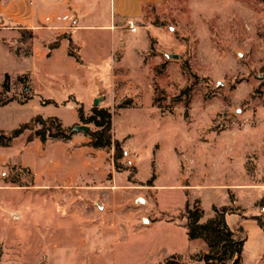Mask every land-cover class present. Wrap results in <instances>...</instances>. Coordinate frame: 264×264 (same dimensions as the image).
<instances>
[{
  "label": "rangeland",
  "instance_id": "1",
  "mask_svg": "<svg viewBox=\"0 0 264 264\" xmlns=\"http://www.w3.org/2000/svg\"><path fill=\"white\" fill-rule=\"evenodd\" d=\"M102 14L105 17L104 8ZM135 26L145 31L127 42L121 69L136 71V96L141 99V107L117 117L123 113L119 106L130 99L113 106L110 101L109 109L116 116L112 133L114 139L122 137L127 143L122 148V159L125 151L131 159H141V152L131 141L145 149L148 157L162 145L160 172L151 158L152 173L147 184L133 181L115 198L93 195L86 202H80L83 198H65L63 202L49 191L36 188L34 157L29 158L32 168L11 166L5 177L0 170V198L5 195L7 200L0 203V264H164L172 256L183 257V264H200L207 245L203 240H189L186 219L182 218L186 204L204 210L202 222L214 216L215 206L227 208L228 224L246 239L241 264H264V231L251 221L252 215L264 216L263 208L255 205L256 210L251 209L253 199H261L260 192L239 195L242 207L247 209L243 210L235 203L230 205L223 189H185L184 202L182 192L176 189L165 188L158 196L150 188L162 172L167 178L160 184L177 183V170L185 173L187 168L183 156L177 167L176 154L182 155V148L209 147L212 133L223 136L234 130L256 131L264 124V0H164L145 7ZM146 29H150L148 35ZM21 34L23 43L36 44L32 32L23 30ZM68 35L57 36L56 40ZM57 45L55 42L51 46ZM86 49L91 53V46ZM72 50L79 52L75 46ZM25 52L29 57L31 47ZM29 66L23 64L20 70L0 50V88L6 83L10 89L0 95V128L7 134L37 117L33 115L54 112L53 107L41 106L45 99L63 100L58 87ZM24 72L31 73L33 89L28 74L16 78ZM7 73L11 76L5 82ZM73 89H79L86 98L94 88L85 82L74 84ZM36 94L29 102V97ZM59 114L66 123L73 118L68 110ZM89 126L92 132L97 131L94 125ZM31 135L32 131H26L18 146L31 149L35 139L29 141ZM20 150L11 156L19 158ZM263 151L261 147L246 157L247 172L252 177L249 188L255 191L264 188ZM121 163L115 161L117 170H129L132 181L137 168L127 167L128 160ZM222 165L228 167L227 162ZM147 167L148 162L143 164L142 180Z\"/></svg>",
  "mask_w": 264,
  "mask_h": 264
},
{
  "label": "crops",
  "instance_id": "2",
  "mask_svg": "<svg viewBox=\"0 0 264 264\" xmlns=\"http://www.w3.org/2000/svg\"><path fill=\"white\" fill-rule=\"evenodd\" d=\"M163 1L2 0L0 10L5 23V29L0 30L2 55L20 66V70L24 68H22L23 64L28 63L30 65L29 69L36 75L47 76L45 78L58 87L63 97L61 101L45 99V101L57 103V106L41 105L43 107H53L54 112L49 115L33 116L56 117L65 128H71L79 123L81 124L76 102L83 105L86 117L92 115V109L95 108L94 102L97 99L101 100L97 108L106 109L110 112L109 108L114 104H119L124 99H130L132 101L131 106L122 109L123 113L117 115V117H121L125 114L124 112L129 110L135 111L138 106L141 107V99L136 96L139 88L136 81L139 77L135 73L136 71L125 68L122 70L121 66L127 55V42L131 41L139 31H145L144 28L135 26V22L137 23L142 18L145 7L158 5ZM103 8L105 17L102 14ZM131 27L135 29L134 32ZM23 30L33 33L35 36L33 42L36 44L23 43L21 34ZM146 30L148 35L150 29ZM65 34H69L67 38L56 40L57 36L61 37ZM99 34H103L104 37L97 36ZM136 39L134 38V40ZM55 42H58V45L51 46ZM71 43L77 47L83 64L78 63L70 55ZM84 43L91 46V53L86 49L90 46H84ZM28 46L32 50L29 57L25 52ZM135 52L140 56V51L135 50ZM81 69L86 71H80ZM25 71H28V69ZM25 74L30 76L29 83L32 88L30 72H24L16 78L20 79ZM6 75L11 76L9 73L5 74V77ZM85 82L90 83L94 88L90 94H87L86 98L79 89H73L74 84ZM3 84L0 88V95L5 93L2 89ZM37 96V94L36 96H30L28 101L31 102ZM70 98H73V100L65 104ZM28 103L24 104L27 105ZM63 110L71 111L73 114V118L69 123H66L63 116L59 114ZM115 119L116 116H113L114 130ZM0 125H2L1 120ZM259 128L264 132V124ZM258 129L256 131L245 129L243 132L234 130L223 136L212 133L210 135L212 144L209 147H202L201 149H195L194 147L192 149L182 148V155L178 156L176 154V159L177 167H179L181 157H184L182 159L185 160L187 166L185 173L177 170V183L169 186L160 184L161 179L165 180L167 176L163 172L157 173L158 177L150 188L157 192L158 196L165 188L176 189L182 192V201L184 202H186L185 189H191L189 190L191 192L223 189L229 196L230 205L235 203L243 210L247 209L242 207L239 195L242 192L251 195L260 192L262 194L261 199L254 198L251 202V209L254 212L256 210L255 205H257L255 206L257 208H262L260 203L264 200V188L261 191L249 188L252 185V177L247 172L246 166L248 155L261 147L264 149V134L259 133ZM0 130L6 133L4 129L0 128ZM23 135L15 139L9 147H0V170L3 172V176L7 175V170L11 169V166L32 168L29 164L31 163L29 158L34 157L36 160V188L49 191L54 195V198L63 202L75 198H83L85 200H80V202H86L87 200L90 201L93 195L103 197L109 194L115 198L122 194L121 191L126 189L128 184H133V181L137 184H147L152 173L151 158L155 163L154 166L157 172H160L158 168L159 158L164 152V147L161 145L157 152L148 157L145 149V151L142 150L135 141H131V144L141 152V159H138V157H134V159L125 157L119 160L123 162L121 164H126L124 161L128 160L127 167L134 165L137 168L138 174L130 181L129 170H117L116 168L115 148L112 147V150V148L95 149L90 147L89 143L92 139L87 134L76 133L69 141L56 139L48 140L46 143H43L39 138H35L31 149L28 147L22 148L21 145L18 146V140ZM115 139L122 143V148L127 146V143L124 144L122 137H115ZM15 150H20L19 158L15 155L11 156ZM146 162H148L147 175L142 180L140 174L143 164ZM224 162H227L226 166L228 167L226 169L222 165ZM203 163L205 164L202 169L200 166ZM233 198L234 201L232 202ZM1 202H7L5 195L0 198ZM238 212L240 213L241 210L238 209ZM214 216H210L207 220ZM252 216L256 217L257 215ZM258 216L264 218L263 215ZM251 221L258 225L255 219H251ZM258 227L260 230L262 229L259 225ZM262 230L264 231V229Z\"/></svg>",
  "mask_w": 264,
  "mask_h": 264
},
{
  "label": "trees",
  "instance_id": "3",
  "mask_svg": "<svg viewBox=\"0 0 264 264\" xmlns=\"http://www.w3.org/2000/svg\"><path fill=\"white\" fill-rule=\"evenodd\" d=\"M73 44H70V55L76 59L78 63L83 64L81 56L72 50ZM6 75L5 82L9 80ZM5 93L10 91L8 84H3ZM70 98L65 104L71 102ZM12 100L8 101L11 102ZM78 105L77 111L79 119L84 125H94L97 131H90L88 135L92 141L89 143L90 147L95 149L100 148H115L116 163L122 159V143L113 138V115L109 110L99 109L97 107L92 109V115L85 116L83 105L76 102ZM7 104V103H5ZM132 101H128L124 105H120L119 109L128 108ZM44 105H55L53 101H44ZM77 126V125H76ZM75 127V126H74ZM74 127L65 128L62 122L56 117L43 118L37 116L30 122L21 125L19 128L13 130L10 134H6L0 130V147H9L12 142L23 135L26 131H32L29 141L34 138H39L43 143L48 140H63L69 141L76 134L73 131ZM264 208V200L260 203ZM215 216L206 222H202L205 212L202 208L195 205L191 207L186 204L185 212L182 216L186 219L187 235L190 241L203 240L207 245V252L203 253L200 258V264H241L242 255L244 252L246 239L240 237L239 232L234 231L227 221L229 210L227 208L213 209ZM258 225L264 229V218L260 216L253 217ZM181 256H172L167 259L164 264H183Z\"/></svg>",
  "mask_w": 264,
  "mask_h": 264
},
{
  "label": "water",
  "instance_id": "4",
  "mask_svg": "<svg viewBox=\"0 0 264 264\" xmlns=\"http://www.w3.org/2000/svg\"><path fill=\"white\" fill-rule=\"evenodd\" d=\"M101 100L97 99L94 102V106L98 107L100 105ZM74 132L76 133H84L87 134L90 132V127L88 125H77L73 129Z\"/></svg>",
  "mask_w": 264,
  "mask_h": 264
},
{
  "label": "built area",
  "instance_id": "5",
  "mask_svg": "<svg viewBox=\"0 0 264 264\" xmlns=\"http://www.w3.org/2000/svg\"><path fill=\"white\" fill-rule=\"evenodd\" d=\"M131 29H132L133 32L135 31L134 28L131 27ZM124 157H129V153L127 151L124 152ZM262 210L264 211V208Z\"/></svg>",
  "mask_w": 264,
  "mask_h": 264
}]
</instances>
